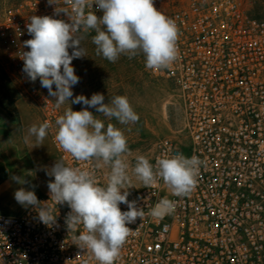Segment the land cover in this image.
Masks as SVG:
<instances>
[{
	"label": "built area",
	"instance_id": "1",
	"mask_svg": "<svg viewBox=\"0 0 264 264\" xmlns=\"http://www.w3.org/2000/svg\"><path fill=\"white\" fill-rule=\"evenodd\" d=\"M244 0H154L161 12L171 8L179 29L178 58L170 67L152 70L175 86L184 111L190 147L186 155L177 142L160 140L152 159L183 154L199 157L195 189L187 196H168L162 179L144 187L129 201L143 208L142 220L128 225L133 231L115 264H264V17L244 8ZM64 0H0V52L5 72L49 122L48 139L66 166L93 170L104 185L96 161H76L55 141V120L62 115L39 78L32 82L23 71L24 42L32 37L30 17L52 16ZM98 17L102 10L92 9ZM78 33L81 38L94 33ZM51 208L55 223L45 225L38 211L27 206L17 214L0 215V264H99L92 253L77 246L83 225L69 230L71 211L50 200L47 189L39 195ZM164 198L176 202L175 212L163 218L149 214ZM127 211L126 204H120Z\"/></svg>",
	"mask_w": 264,
	"mask_h": 264
},
{
	"label": "clouds",
	"instance_id": "2",
	"mask_svg": "<svg viewBox=\"0 0 264 264\" xmlns=\"http://www.w3.org/2000/svg\"><path fill=\"white\" fill-rule=\"evenodd\" d=\"M48 2L57 6V0ZM64 4L70 6L71 11L68 7L59 10L57 7L56 11L66 13L70 23L47 15L30 17L27 31L32 38L24 42L30 50L23 52L22 57L23 71L32 82L39 78L41 87L55 98L57 109L69 103L73 98L72 88L79 83L72 61L86 55L78 33L94 30L92 43L96 46V54L113 63L121 55L132 58L143 53L146 68L161 70L170 67L178 58L179 29L172 18L154 7V0H64ZM93 4L102 10V17L94 11H86L92 9ZM69 48L73 49L71 54ZM104 99L101 93H94L90 99L84 95L71 99L72 104L87 107L73 111L70 106L58 116L55 141L76 161L94 160L96 168L109 166L106 186L97 184L93 170L66 166L63 162H56L47 174L54 177L48 183L50 200L56 204L66 203L71 209L66 218L68 229L75 230L83 225L84 231L75 238L77 246L89 250L99 264H115L133 231L128 225L145 216L144 209L138 207L136 201L128 200L132 176L145 187L162 179L173 195L183 197L195 189L201 161L196 155L191 158L183 154L164 155L153 165L139 155L130 176V165L124 159L129 151L124 132L112 123L105 126L88 108H95L104 117L115 118L120 124H134L139 116L126 96L117 95L108 103H104ZM50 128L47 121L39 126L32 125L25 142L34 136L37 145L43 146ZM13 179L26 183L21 177ZM14 198L22 206L35 207L45 225L55 223L56 216L51 208L42 206L34 191L20 188ZM120 204H126L128 210L122 211ZM175 208V201L164 198L149 214L163 218L173 214Z\"/></svg>",
	"mask_w": 264,
	"mask_h": 264
},
{
	"label": "rangeland",
	"instance_id": "3",
	"mask_svg": "<svg viewBox=\"0 0 264 264\" xmlns=\"http://www.w3.org/2000/svg\"><path fill=\"white\" fill-rule=\"evenodd\" d=\"M243 5L249 13L264 17V0H244ZM170 12L171 8L167 5L161 10L167 17ZM95 34L94 32L81 38V47L86 56L72 61L75 74L79 77V83L72 88L73 98L84 95L90 99L94 93L103 94L104 103L110 102L117 95L128 98L139 116L138 122L134 124H120L115 118L109 120L104 117L95 108L88 110L103 120L105 126L112 123L124 132L129 149L124 159L130 165L129 175L132 176L131 167L134 166L137 156L143 155L152 162L160 140L171 139L177 142L187 155L190 140L185 130L183 107L173 83L153 75L152 70L145 67L143 53L132 58L121 55L114 63L102 55H97L96 46L92 43ZM68 51L71 54L73 49L69 48ZM44 90L49 95L48 90ZM51 98L55 102V98ZM73 98H70V104L66 102L59 108L62 113L70 106L73 111L87 107L83 104H72ZM40 124L37 107L21 95L18 85L7 75L0 52V171L4 173L0 178V215L17 214L27 207L15 200L14 193L18 189L34 191L38 197L47 189L48 183L54 180L47 173L59 160L48 137L44 139L43 146L37 145L34 136L25 142L28 129L32 125ZM101 169L106 186L110 167L104 165ZM13 177H21L26 183H18ZM144 187L132 176L129 196H135ZM167 189L168 196L173 195L168 186Z\"/></svg>",
	"mask_w": 264,
	"mask_h": 264
},
{
	"label": "crops",
	"instance_id": "4",
	"mask_svg": "<svg viewBox=\"0 0 264 264\" xmlns=\"http://www.w3.org/2000/svg\"><path fill=\"white\" fill-rule=\"evenodd\" d=\"M1 148V147H0ZM2 151H0V158H1V156H2V153H1ZM2 171H0V178H2V176L4 175V173H1ZM10 176V175H9ZM32 176H35V175H32Z\"/></svg>",
	"mask_w": 264,
	"mask_h": 264
}]
</instances>
